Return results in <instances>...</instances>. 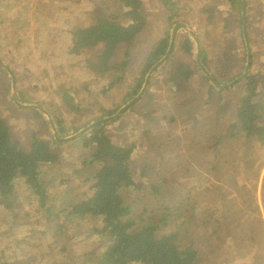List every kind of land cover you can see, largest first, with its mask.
I'll return each instance as SVG.
<instances>
[{"label":"rangeland","instance_id":"1","mask_svg":"<svg viewBox=\"0 0 264 264\" xmlns=\"http://www.w3.org/2000/svg\"><path fill=\"white\" fill-rule=\"evenodd\" d=\"M213 1L218 12L210 24L214 14L193 7L198 0H141L146 26L132 47L122 44L110 56V65L122 68L104 77L85 62L101 47L81 57L68 51L74 27L91 25L96 9L110 0H0V119L10 125L13 141L30 152L34 137L53 141L66 133L72 138L114 119L145 86V59L131 49L146 44L158 24L157 32L166 30V36L177 24L191 25L200 33L211 77L224 86L241 78L248 61L244 35L235 23L229 25L234 35H225L224 24L228 17L240 23V13ZM249 2V77L260 81L256 100L264 102V0ZM103 10V15L114 11ZM186 33L177 41L178 52L192 64L194 52L186 57L185 46L194 40ZM167 67L153 74L135 106L102 126L115 146L133 148L128 170L139 189L126 190L124 198L142 221L160 225L157 237L175 234L178 245L196 250L199 264H264V147L242 137L229 139L246 82L220 91L196 71V78L173 85L164 75ZM14 94L28 108L18 107ZM81 145L61 148V162L46 168L55 213L78 203L92 184L95 169L83 165ZM16 197L17 237L3 235L7 224L0 213V250L14 264H93L91 256L106 249V242L90 234L99 222L70 223L63 234L43 233L45 223H38L26 190L19 188Z\"/></svg>","mask_w":264,"mask_h":264},{"label":"trees","instance_id":"2","mask_svg":"<svg viewBox=\"0 0 264 264\" xmlns=\"http://www.w3.org/2000/svg\"><path fill=\"white\" fill-rule=\"evenodd\" d=\"M234 2L233 7L241 11L242 0ZM103 8H113L114 11L103 15L106 13ZM103 8L96 9L91 25L74 27L68 53L81 57L101 47V51L97 50L85 62L92 72L105 77L113 70H121L119 65L111 66L109 58L113 54L116 56L120 45H131L135 41L145 28L146 20L141 0H110V4ZM187 43L185 51L190 52L192 45ZM168 47L167 38L155 47L144 65V75L164 59ZM205 60L208 62V59ZM183 69H174L170 83L176 85L182 81ZM245 82L246 93L236 113L235 124L233 122L231 126L229 139L242 137L245 142H256L264 147V102L256 100L260 97V81L250 76ZM59 136L62 139L70 137L66 133H59ZM70 144L75 149L82 144L80 149L88 153L82 159L83 165L96 167L97 171L89 177L92 184L81 195V200L55 213L50 205L52 179L46 176V168L61 162L62 156L58 152L61 153L64 145L55 139L45 142L34 137L31 151L26 152L13 141L10 125L0 119V213L3 215L1 221L7 224L4 236L17 237L21 233L18 230L21 216L16 194L19 188H24L34 207V215L39 217L38 223H45L43 233L56 229L57 234H63L70 223L79 224L86 220L100 223L99 227L90 230V234L99 236L107 247L99 256H91L93 264H199L201 256L196 250L178 245L175 234L157 237L160 225L147 223L145 219L142 221L125 200L126 190L139 189L128 170L133 148L115 146L102 126L93 128ZM256 209L259 210L258 207ZM15 262L4 250H0V264Z\"/></svg>","mask_w":264,"mask_h":264},{"label":"crops","instance_id":"3","mask_svg":"<svg viewBox=\"0 0 264 264\" xmlns=\"http://www.w3.org/2000/svg\"><path fill=\"white\" fill-rule=\"evenodd\" d=\"M196 1V0H195ZM220 2L221 1H224L225 2V5H226V7H228L229 9H234L235 11H239V13H240V15H239V18H240V23H239V20L238 19H233L234 21H232V19L231 18H227V19H225V21H224V24H225V28H226V32H225V35H234V32L232 31V30H230L231 28L229 27V25H230V23H235L236 25L237 24H239L238 25V27H239V29H240V31H241V34L242 35H244V29H243V12H242V9H241V11L239 10V9H237V8H235V7H233V5H234V0H219ZM209 4V5H208ZM230 4V5H229ZM199 5H201L202 7H203V9L201 10V12L203 11V10H209L211 13H213L214 14V17L210 20V24H213L214 22H215V19H216V16H217V9H216V6H215V3H214V1L213 0H210V1H208L207 2V0H198V2H196L194 5H193V7H198ZM192 7V8H193ZM242 8H243V0H242ZM249 10H251V4H250V2H249V0H248V6H247V30H249L248 29V13H249ZM195 12V14H197L199 11H193L192 9H191V14H193ZM163 24H168V22H167V20H164L163 19V22H162ZM161 23V24H162ZM160 24H158L157 26H154V28H153V32L151 33V36L149 37V40L147 41V43L146 44H142L141 46H140V44H136L135 45V47L134 48H132L131 49V52H132V54L133 55H137V57H142V59H145L144 60V65H145V63H146V61H147V58H148V56L152 53V51L155 49V47L163 40V39H166V38H168V44L172 41V37H173V33H174V31H175V29H176V27H177V25L176 26H173L174 27V29H170V32H171V35H167L166 36V30L165 31H162V32H157V30H156V28L159 26ZM186 27H188L187 25H185ZM238 27L236 26V29H238ZM188 29L190 30V31H192L194 34H195V36L196 35H200V33L197 31V30H193L192 29V27H191V25H189V27H188ZM239 29H238V31H239ZM168 31V30H167ZM231 31V32H230ZM187 32V31H186ZM183 29L182 30H180L179 32H178V34H177V36H176V42L181 38V35L182 34H185L186 33ZM248 32V31H247ZM187 35H190V33H186ZM158 35H164V36H158ZM248 35H250L249 34V32H248ZM196 38L198 39V36H196ZM244 38V37H243ZM193 39V38H192ZM245 40V39H244ZM136 41V40H135ZM186 43H187V41H186ZM134 44V43H133ZM132 44V45H133ZM188 44V43H187ZM132 45H131V47H132ZM200 45H201V48H202V63H203V65H204V67H205V69L210 73V71L208 70V67H210L209 66V64H208V62L205 60V59H208V55L207 54H204V51H203V47H202V44L200 43ZM203 46H204V44H203ZM198 46H197V44L196 43H194V45H192V49L190 50V52H186V57L188 56V55H191L193 52H194V55H193V60H192V64H187V63H185V60L184 61H182V55L178 52V45L176 44L175 46H174V50H173V52H172V55H171V60H175L177 63L175 64V65H172V63L170 62V63H166L162 68H165V67H167L169 64V66L164 70V75L166 76V78L168 79V78H170L171 79V75H172V73H173V71H174V69L176 68V67H183L184 69V74L182 75V78L180 79V80H182V81H180V82H185V80L187 79L188 81L189 80H192L193 78H196V71L198 72V73H202L203 75H204V73L201 71V69L199 68V66H198V64H197V56H198V54H199V51H198V48H197ZM170 49V48H169ZM168 49V50H169ZM168 50H167V52H168ZM195 50V51H194ZM247 51V50H246ZM190 53V54H189ZM167 54V53H166ZM248 54V53H247ZM193 61H194V63H193ZM169 62V61H168ZM155 67V66H154ZM152 70V69H151ZM176 70H178V69H176ZM200 71V72H199ZM213 71V70H212ZM150 73V72H149ZM210 75L211 76H213V74L212 73H210ZM205 76V75H204ZM186 77H188V78H186ZM205 77H207V76H205ZM208 78V77H207ZM210 80V79H209ZM221 85V84H220ZM224 86V85H223ZM66 100H68L67 98H66ZM134 100V99H133ZM132 100V101H133ZM131 101V102H132ZM54 139L56 140V136L54 137ZM44 141V140H43ZM47 141H50V140H47ZM46 142V141H45ZM62 145H64L62 148H64V147H66V146H70L71 144L70 143H68V144H63L62 143ZM71 149V148H70ZM83 152H85L86 153V156L88 155V153H87V151L86 150H84ZM79 154V157H80V159L82 160V159H84L83 158V156L80 154V152L78 153ZM85 156V157H86ZM56 166V165H55ZM54 167V166H53ZM92 169H95V172L97 171V168L96 167H92Z\"/></svg>","mask_w":264,"mask_h":264},{"label":"water","instance_id":"4","mask_svg":"<svg viewBox=\"0 0 264 264\" xmlns=\"http://www.w3.org/2000/svg\"><path fill=\"white\" fill-rule=\"evenodd\" d=\"M247 6H248V0H243V8H242V12H243V29H244V41H245V44H246V50H247V53H248V61H247V68L245 70V73L242 75L241 78H239L238 80H236L235 82H233L232 84H229V85H226V86H223V85H220L219 83H217L214 78L211 77V75L208 73V71L205 69L203 63H202V48H201V45H200V42L198 41V39L196 38L195 34L190 31L188 29V27H186L185 25H177L174 33H173V37H172V41H171V46H170V49L168 50L166 56L164 57V59L159 62L155 67L152 68V70L150 71V73L148 74L147 76V79L145 81V86L142 90V92L129 104L127 105V107H125L124 109H122L118 115L116 117H114V119H118L122 114H124L126 111H128V109H131L133 106H135L139 101L140 99L143 97V95L145 94L146 90L148 89L149 85H150V82H151V79H152V76L153 74L161 69L166 63H168V61L170 60L171 58V55H172V52L174 50V46H175V43H176V36L178 34V32L180 30H186L188 33H190V35L192 36L193 40H194V43L197 44V48H198V51H199V54L197 56V64L199 66V68L201 69V71L208 77V79H210V81L213 83V85L220 91H226L228 89H231L233 86L235 85H240L242 83H244L247 78L249 77V73H250V69L252 67V51H251V45H250V40H249V36H248V32H247ZM13 100H14V103L20 107L21 109H25V108H28V106H23L21 105L20 103H18L17 99H16V96L15 94L13 95ZM114 119H108V120H104V121H100V122H97L95 124H93L92 126H90L89 128L85 129L84 131H82L80 134L76 135L75 137H72V138H67V139H60L58 137V135L56 134V141L59 143V144H68L70 143V141L74 138H77V137H80L84 134H87L89 133V131H91L93 128H96L98 126H103L105 125L107 122L111 121V120H114Z\"/></svg>","mask_w":264,"mask_h":264},{"label":"flooded vegetation","instance_id":"5","mask_svg":"<svg viewBox=\"0 0 264 264\" xmlns=\"http://www.w3.org/2000/svg\"><path fill=\"white\" fill-rule=\"evenodd\" d=\"M184 31H186V30H184ZM168 39V38H167ZM177 44V42L175 43V45ZM186 45H187V43H186ZM170 46H171V42L169 43V47H168V49L170 48ZM185 48H186V46H185ZM246 56H248V54H247V51H246ZM247 58V57H246ZM170 61V60H169ZM160 70V69H159ZM245 73V72H244ZM216 78V80L218 81V83L219 82H222V80H219L217 77H215ZM215 80V81H216ZM220 84V83H219Z\"/></svg>","mask_w":264,"mask_h":264}]
</instances>
